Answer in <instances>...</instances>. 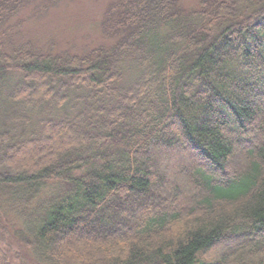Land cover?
Segmentation results:
<instances>
[{"label": "trees", "instance_id": "16d2710c", "mask_svg": "<svg viewBox=\"0 0 264 264\" xmlns=\"http://www.w3.org/2000/svg\"><path fill=\"white\" fill-rule=\"evenodd\" d=\"M33 1L0 0V264H264V0H114L83 53Z\"/></svg>", "mask_w": 264, "mask_h": 264}, {"label": "rangeland", "instance_id": "374dc122", "mask_svg": "<svg viewBox=\"0 0 264 264\" xmlns=\"http://www.w3.org/2000/svg\"><path fill=\"white\" fill-rule=\"evenodd\" d=\"M112 1L114 0H57L45 4L35 0L20 16L23 20V33L41 46L54 41L56 47L60 45V49L83 53L106 43L100 31V22L106 7ZM198 1L183 0L187 7H194ZM175 157L178 163H183L186 159L184 154ZM172 159L166 158L163 167L173 164ZM1 247L0 239V259L2 256L7 258Z\"/></svg>", "mask_w": 264, "mask_h": 264}]
</instances>
